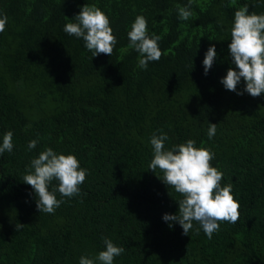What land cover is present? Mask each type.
<instances>
[{
    "label": "trees",
    "instance_id": "16d2710c",
    "mask_svg": "<svg viewBox=\"0 0 264 264\" xmlns=\"http://www.w3.org/2000/svg\"><path fill=\"white\" fill-rule=\"evenodd\" d=\"M86 4L110 18L112 56L93 57L82 38L64 32ZM178 5L188 0H0L8 17L0 33V145L9 131L14 145L0 155V264H79L82 256L100 264L104 238L125 249L113 264H264V94L244 92L243 78L237 91L221 83L235 69V11L247 5L264 14V0H195L187 21ZM139 15L149 35L161 36L162 56L147 70L128 48ZM162 133L166 149L189 139L211 149L222 186L232 185L241 206L238 222L221 223L209 239L195 221L185 235L163 219L178 214L183 197L149 168L151 138ZM31 140L38 143L29 150ZM49 147L88 170L79 195L56 191L64 202L52 214L40 213L23 181ZM58 186L53 180L49 190Z\"/></svg>",
    "mask_w": 264,
    "mask_h": 264
},
{
    "label": "clouds",
    "instance_id": "9594fccd",
    "mask_svg": "<svg viewBox=\"0 0 264 264\" xmlns=\"http://www.w3.org/2000/svg\"><path fill=\"white\" fill-rule=\"evenodd\" d=\"M195 0H188L187 6H177L179 18L187 21L194 14L191 11ZM235 3V0H232ZM76 22L64 25V32L70 36L82 38L85 47L96 57L100 54L112 56L117 44V38L110 26V18L95 5H84L79 14L74 17ZM8 17L0 13V33L4 32ZM130 43L128 48L139 53L138 67L147 70L149 62L159 61L162 51L159 47L161 36L155 33L149 35L148 21L143 15L136 17L128 33ZM230 54L235 70L229 68L221 83L229 91H237L241 79L246 83L244 92L252 97L264 94V14L249 13L247 5L240 7L234 13V24L231 29ZM217 56L215 45L205 54L203 65L205 74L212 68ZM243 95V92H238ZM217 124L210 123L208 137L215 136ZM168 140L166 133L153 135L151 145L154 156L150 162V170L159 169L163 173L160 178L168 187L174 188L183 198L178 201V214H165L167 222L179 223L183 234L193 229L197 222L209 239L220 231L224 222L236 223L240 218V204L235 199L232 185L222 186L223 172L213 167L211 161L215 154L209 148L196 147L195 140L165 148ZM38 140H31L29 150L37 146ZM13 133L7 132L0 145V155L13 150ZM88 175V170L80 166L75 155L57 154L52 148L42 151L31 161L24 183L30 185L37 197V208L44 213L52 214L64 202L57 199L58 191L63 197H74L80 194V185ZM53 180L59 182L58 189L49 190ZM23 224H17L19 231ZM172 224L170 223V227ZM199 231V229H197ZM105 250L100 251L96 259L100 264H113L114 258L124 253L123 247L116 246L111 239L104 238ZM79 264H95V260L82 256Z\"/></svg>",
    "mask_w": 264,
    "mask_h": 264
}]
</instances>
